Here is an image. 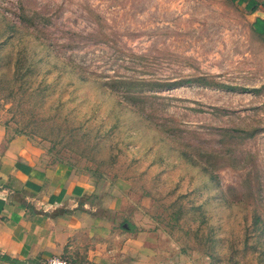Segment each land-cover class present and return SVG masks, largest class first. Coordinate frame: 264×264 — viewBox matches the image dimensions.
<instances>
[{
    "label": "rangeland",
    "instance_id": "rangeland-1",
    "mask_svg": "<svg viewBox=\"0 0 264 264\" xmlns=\"http://www.w3.org/2000/svg\"><path fill=\"white\" fill-rule=\"evenodd\" d=\"M0 125L116 200L127 247L264 264V36L233 0H0Z\"/></svg>",
    "mask_w": 264,
    "mask_h": 264
},
{
    "label": "crops",
    "instance_id": "crops-1",
    "mask_svg": "<svg viewBox=\"0 0 264 264\" xmlns=\"http://www.w3.org/2000/svg\"><path fill=\"white\" fill-rule=\"evenodd\" d=\"M233 1L264 36V0ZM116 204L68 167L45 165L28 137H9L0 125V264H44L55 256L69 264H166L153 250L127 247Z\"/></svg>",
    "mask_w": 264,
    "mask_h": 264
},
{
    "label": "built area",
    "instance_id": "built-area-1",
    "mask_svg": "<svg viewBox=\"0 0 264 264\" xmlns=\"http://www.w3.org/2000/svg\"><path fill=\"white\" fill-rule=\"evenodd\" d=\"M44 264H69V262L65 258L55 256L48 259Z\"/></svg>",
    "mask_w": 264,
    "mask_h": 264
},
{
    "label": "trees",
    "instance_id": "trees-1",
    "mask_svg": "<svg viewBox=\"0 0 264 264\" xmlns=\"http://www.w3.org/2000/svg\"><path fill=\"white\" fill-rule=\"evenodd\" d=\"M230 90H235L236 88L235 87H228ZM239 91H242V92H246V91H248V89H243V88H241V89H238Z\"/></svg>",
    "mask_w": 264,
    "mask_h": 264
}]
</instances>
